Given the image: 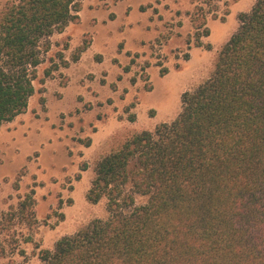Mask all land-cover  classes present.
I'll return each mask as SVG.
<instances>
[{
	"label": "trees",
	"instance_id": "obj_1",
	"mask_svg": "<svg viewBox=\"0 0 264 264\" xmlns=\"http://www.w3.org/2000/svg\"><path fill=\"white\" fill-rule=\"evenodd\" d=\"M83 1L11 0L0 9V128L27 112L43 53L79 20ZM239 23L212 75L182 95L174 122L129 137L97 163L86 198L107 199L108 218L41 250L42 264H264V0ZM194 31L199 47L206 18H194ZM33 205L27 195L4 218L32 226Z\"/></svg>",
	"mask_w": 264,
	"mask_h": 264
},
{
	"label": "rangeland",
	"instance_id": "obj_2",
	"mask_svg": "<svg viewBox=\"0 0 264 264\" xmlns=\"http://www.w3.org/2000/svg\"><path fill=\"white\" fill-rule=\"evenodd\" d=\"M10 1L0 0V9ZM256 2H82L79 20L56 33L43 53L27 112L0 128V264H42L41 250L108 218L107 199L86 198L97 163L129 137L177 119L182 95L212 75L239 16ZM198 17L209 30L199 47ZM84 44L88 49L74 61ZM27 195L35 223L7 222Z\"/></svg>",
	"mask_w": 264,
	"mask_h": 264
}]
</instances>
